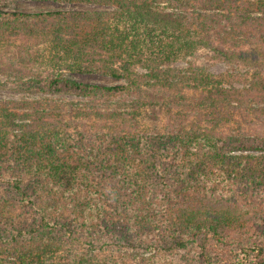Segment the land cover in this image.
<instances>
[{
    "label": "trees",
    "instance_id": "trees-1",
    "mask_svg": "<svg viewBox=\"0 0 264 264\" xmlns=\"http://www.w3.org/2000/svg\"><path fill=\"white\" fill-rule=\"evenodd\" d=\"M52 1L108 8L0 7V87L38 95L0 98V177L15 174L0 182V264H93L83 243L264 264V0ZM200 50L230 69L195 63ZM95 171L128 190L123 220L83 202Z\"/></svg>",
    "mask_w": 264,
    "mask_h": 264
},
{
    "label": "rangeland",
    "instance_id": "rangeland-1",
    "mask_svg": "<svg viewBox=\"0 0 264 264\" xmlns=\"http://www.w3.org/2000/svg\"><path fill=\"white\" fill-rule=\"evenodd\" d=\"M0 7L4 8L5 10H17V11H40V10H55V9H105L108 8L104 5H97V4H88V3H67V2H58V1H52V0H9L6 2H0ZM206 50H200V52L194 57L191 58L195 63H199L203 66H205L210 72L213 74H218L220 72H224L227 69H230L227 64L224 62L218 61L215 58H209L205 55ZM173 67H185L186 61L180 60L177 62H174L172 64ZM247 67L241 68L239 71L244 72ZM264 75V72H263ZM71 76L83 80V81H92V82H98L102 84H113L121 82V80H118L112 76L101 74V73H71ZM5 76L0 74V80H4ZM235 86L241 87L242 85L240 83H234ZM38 95L33 94H27L23 92H15L7 88H1L0 87V98H9V99H17L20 97H27V98H36ZM51 97L57 99L58 101L62 103L67 104V108L70 109L74 106H84V103L88 101V98L75 95V94H69V93H57L50 95ZM253 105H256V102L252 103ZM97 141L95 143V146H97ZM105 143V142H104ZM92 164H88L89 167H91V171L96 170V168L99 167V164H97L95 158H91ZM97 165V166H96ZM2 170V169H1ZM2 174L0 177V182L2 183L1 186L6 185L8 180L14 179L15 174H8L10 171H4L2 170ZM102 171V170H101ZM7 172V173H6ZM96 174V179L94 180V183H91V185H88L87 188L91 192V197H88L87 200L83 201L87 207H95V210L97 209L102 210L101 215L111 214V216L118 220L124 218V215L122 217L119 216V204L124 201L123 197H125L128 193V190H125L123 187H121L120 181L117 180V178L113 176L104 177L103 173L100 171L94 172ZM95 184V185H94ZM65 187V186H64ZM67 188L69 186H66ZM60 195V194H59ZM168 201V200H167ZM170 201H168V204L166 206H163L165 210H161L163 212H160V216L164 217V213L168 214V211H170ZM157 208L160 209L161 205H157ZM162 209V208H161ZM119 247L117 251H109L106 249V247H101L99 245L96 246H90L88 244L82 245V249L84 253L93 256V259L97 260L93 264H99L98 261H100L102 258H105V256H111V257H117L118 254L124 253V256H128L132 258L133 257L138 258L141 256L144 257H152L153 255L161 256V262L162 264H198V259L193 255L194 253L192 251H183L180 252L176 249H145L142 250L140 248H132L128 247ZM133 249L137 252H133ZM194 251V250H193ZM123 255V254H122ZM129 259L126 263L120 262L121 264H133L131 262L132 259ZM151 259V258H150ZM149 259V260H150ZM127 260V259H126Z\"/></svg>",
    "mask_w": 264,
    "mask_h": 264
}]
</instances>
